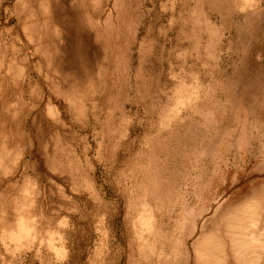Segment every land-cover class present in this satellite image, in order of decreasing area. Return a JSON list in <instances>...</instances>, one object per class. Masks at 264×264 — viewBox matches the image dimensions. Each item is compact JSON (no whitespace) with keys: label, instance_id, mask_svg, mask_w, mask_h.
<instances>
[{"label":"rangeland","instance_id":"obj_1","mask_svg":"<svg viewBox=\"0 0 264 264\" xmlns=\"http://www.w3.org/2000/svg\"><path fill=\"white\" fill-rule=\"evenodd\" d=\"M0 264H264V0H0Z\"/></svg>","mask_w":264,"mask_h":264},{"label":"bare ground","instance_id":"obj_2","mask_svg":"<svg viewBox=\"0 0 264 264\" xmlns=\"http://www.w3.org/2000/svg\"><path fill=\"white\" fill-rule=\"evenodd\" d=\"M57 9V8H56ZM74 12H76L77 13V7H75L74 9H73V13ZM49 18H51V17H49ZM60 25H62V24H65L66 22H65V20H63L62 18H59L58 20H56ZM73 25H74V27H76V29H78V28H80V20H79V18H75L74 20H73ZM72 35H73V37H74V39H75V42L73 43V39H72V43L70 42V40H69V47L67 48V53H69V54H71L72 55V57H70V58H72V63H77V61H79L80 60V58H81V53H80V48L78 47L79 46V43L77 44V42H76V37H75V33L73 34V30H72ZM70 38V37H69ZM67 56L66 55H64V58L62 59L63 61H65V58H66ZM68 58V57H67ZM60 59V60H61ZM61 62V61H60ZM63 63V62H62Z\"/></svg>","mask_w":264,"mask_h":264}]
</instances>
